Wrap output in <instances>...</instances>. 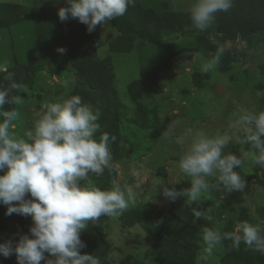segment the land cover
<instances>
[{
	"label": "clouds",
	"instance_id": "clouds-1",
	"mask_svg": "<svg viewBox=\"0 0 264 264\" xmlns=\"http://www.w3.org/2000/svg\"><path fill=\"white\" fill-rule=\"evenodd\" d=\"M135 2L65 0L57 14L61 22L77 19L91 33L98 25L124 16ZM233 6L234 0H193L190 20L195 29L202 31L218 13H227ZM56 51L61 55L66 52L63 47ZM224 53L225 48L218 47L202 63L201 72H214ZM0 73L6 74L4 80L13 81L8 87L0 85V204L6 206L5 215L30 216L32 220L28 230L31 235L21 234L15 242L0 243V255H14L17 264H40L42 260L44 264H101L98 256L81 253L86 244L80 233L89 221L119 217L134 206L137 196L132 187L113 183L101 189L90 180L91 175L99 176L110 169V144L116 137L101 130L99 109L85 103L78 94L48 102L33 126L19 134L16 129L21 112L16 107L3 109L6 104L20 105L22 97L12 93L27 89L14 82L7 61H0ZM234 140L251 147L239 156L225 152ZM175 142L182 146L187 142L178 167L190 183L181 189L162 184L159 190L168 201L175 202L182 195L186 197L185 204L191 206L202 198L211 199L212 190L243 191L246 181L234 169L245 165L264 167V110L238 105L227 131L210 135L189 130ZM190 210L193 223L200 218L211 221L202 210ZM223 227L221 223L213 227L201 225L202 260L212 257L225 241H230V250H239L243 244L264 255V227L249 221L237 223L233 231H224Z\"/></svg>",
	"mask_w": 264,
	"mask_h": 264
},
{
	"label": "rangeland",
	"instance_id": "rangeland-1",
	"mask_svg": "<svg viewBox=\"0 0 264 264\" xmlns=\"http://www.w3.org/2000/svg\"><path fill=\"white\" fill-rule=\"evenodd\" d=\"M17 2L26 6H60L62 0H0ZM163 1V0H160ZM193 0H167L169 8L176 12L189 11ZM143 6L148 5L142 2ZM116 36L115 27L108 22L98 25L96 48L100 57H108L113 72V88L117 101L128 107L126 114L120 115L119 131L114 136L124 146L126 156L119 162H111L93 184L106 189L113 183L122 187H132L136 192V202L129 209L140 204L154 203L165 210H174L193 223L191 208L202 210L211 221L203 218L195 220L209 227L224 224L225 219L246 208V216L253 224L264 225L257 208L264 205V185L256 178L248 179L243 191L223 192L212 190L211 199L202 198L191 206L185 204L186 197L179 196L175 202L168 201L159 190L163 185H174L177 189L189 186L188 177L178 167L180 155L187 147L175 142L176 138L204 131L210 135L228 130L232 113L237 106L253 110H264V44L248 47L235 34L227 40L210 37L213 44L224 47L225 53L214 72H201V65L213 55L212 52L193 49V36L187 32L163 34L162 41L152 45L136 39L132 49L126 52H111L109 43ZM38 51L33 20L28 17L10 28L0 29V61H7L9 67L15 62H27ZM169 58L171 66L159 74L161 91L157 94L143 93L140 107L128 94V84L136 79L141 69L150 63ZM75 84L72 71H64L51 76L45 71L36 72V85L22 97V103L15 105L21 112L16 131L23 135L33 126L45 111L50 101H58L70 96ZM227 88L222 94L217 88ZM136 107L151 115L154 125L143 128L133 122ZM153 134V136L151 135ZM243 139V136L240 137ZM230 148L241 154L244 144L234 140ZM225 149H229V147ZM232 149V150H233ZM243 176L254 174V166L234 169ZM214 183V181H213ZM104 184V185H102ZM137 185L139 187L137 188ZM238 212L236 215H240ZM104 218V217H103ZM104 230L113 243L109 260L115 264L126 255H131L143 264H152L150 252L144 241L145 232L134 225L123 233L119 217H106ZM105 234V233H104ZM106 235V234H105ZM223 247L215 250L207 261L201 259V249L197 254V264H221L219 255ZM149 253V254H148Z\"/></svg>",
	"mask_w": 264,
	"mask_h": 264
},
{
	"label": "trees",
	"instance_id": "trees-1",
	"mask_svg": "<svg viewBox=\"0 0 264 264\" xmlns=\"http://www.w3.org/2000/svg\"><path fill=\"white\" fill-rule=\"evenodd\" d=\"M26 6L12 1L0 2V29L10 28L30 17L33 20L38 51L27 62H15L9 67L14 74V82L26 92L14 90L13 95L24 97L36 85V72L45 71L51 76H58L64 71H72L75 84L70 95L78 94L85 103L99 109V123L102 131L115 135L119 131L120 115L126 114L128 107L117 101L113 88V72L108 57H100L96 48L95 31L89 33L86 25L77 19L69 18L61 22L57 9L65 6ZM142 2L148 5L143 6ZM115 27L116 36L109 43L111 52H126L132 49L136 39L152 45L162 41L163 34L187 32L193 36V49L215 53L218 46L210 37L227 40L231 34L238 35L248 47L264 44V0H234L233 8L227 13H218L214 22L205 30L195 29L190 20L189 11L176 12L169 8L167 0H136L135 6H129L124 16L109 21ZM63 47L66 52L61 55L56 49ZM222 59V58H221ZM219 63H223L222 61ZM171 61L165 58L150 63L141 69L139 76L127 87L129 97L138 106L143 93L157 94L161 91L159 74L169 69ZM0 73V85L8 87L13 81L4 80ZM15 105H4L8 110ZM140 107V106H139ZM133 122L143 128L154 125L151 115L136 107ZM99 135V133L97 134ZM153 136V134H151ZM229 147V146H228ZM244 144V150L250 149ZM225 149L236 155L235 149ZM111 162H121L125 156V148L116 139L110 144ZM254 174L243 176L244 180L254 179L264 185V167L254 166ZM97 175H91L95 181ZM86 183V182H82ZM104 185V184H102ZM101 189H106L101 186ZM6 206L0 204V243L8 240L15 242L19 235L28 234L32 223L30 216L13 214L5 215ZM259 217L264 220V205L257 208ZM241 212L240 215H236ZM225 219L224 231H233L239 222L249 221L246 208ZM103 217L98 221L88 222V226L80 233L86 247L81 253L98 256L101 264H112L109 260L111 243L103 232ZM121 229L139 225L145 232L146 249L150 252L152 264H197V253L202 248V237L197 226L182 219L174 210H165L154 203L140 204L128 209L119 216ZM250 222V221H249ZM264 227V225H261ZM230 241H225L224 252L219 255L221 264H264V255L246 249L241 244L239 250H230ZM149 254V253H148ZM49 259L50 254L45 253ZM131 255H126L115 264H143ZM0 264H17L14 255L5 258L0 255ZM40 264H44L42 260Z\"/></svg>",
	"mask_w": 264,
	"mask_h": 264
},
{
	"label": "crops",
	"instance_id": "crops-1",
	"mask_svg": "<svg viewBox=\"0 0 264 264\" xmlns=\"http://www.w3.org/2000/svg\"><path fill=\"white\" fill-rule=\"evenodd\" d=\"M179 214V213H178ZM179 216L181 217V215L179 214ZM182 219H183V217H181ZM106 220V217H104V219H103V223H102V226L104 225V221ZM185 220V219H184ZM186 222H188L187 220H185ZM188 223H190V222H188ZM190 224H192V225H195V226H197L196 224H194V223H190ZM198 227V226H197ZM129 228H126V229H123V230H121L123 233H126V232H124V231H126V230H128ZM198 229H199V227H198ZM200 231V230H199ZM103 232L106 234V238L109 240V236H108V233H107V228H106V231L104 230V227H103ZM110 241V240H109ZM110 243H111V248H113V243L110 241ZM198 254V253H197Z\"/></svg>",
	"mask_w": 264,
	"mask_h": 264
},
{
	"label": "water",
	"instance_id": "water-1",
	"mask_svg": "<svg viewBox=\"0 0 264 264\" xmlns=\"http://www.w3.org/2000/svg\"><path fill=\"white\" fill-rule=\"evenodd\" d=\"M226 90H227L226 87H224V86H219V87L217 88V93H218V94H222V93L225 92Z\"/></svg>",
	"mask_w": 264,
	"mask_h": 264
}]
</instances>
